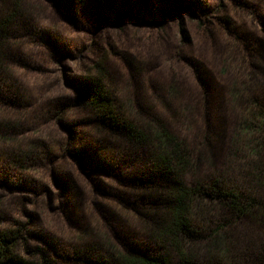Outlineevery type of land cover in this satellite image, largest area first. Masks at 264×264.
Returning <instances> with one entry per match:
<instances>
[{
    "label": "rangeland",
    "instance_id": "rangeland-1",
    "mask_svg": "<svg viewBox=\"0 0 264 264\" xmlns=\"http://www.w3.org/2000/svg\"><path fill=\"white\" fill-rule=\"evenodd\" d=\"M15 2L22 13L0 75V122L14 123L0 127V233L18 230L25 258L97 264L106 256L91 247L97 239L118 251L156 245L145 225L161 211L165 185L138 172L145 148L119 155L121 141L87 102L98 60L130 121L167 116L165 97L175 91L182 116L164 118L201 159L189 185L257 188L264 0Z\"/></svg>",
    "mask_w": 264,
    "mask_h": 264
},
{
    "label": "trees",
    "instance_id": "trees-1",
    "mask_svg": "<svg viewBox=\"0 0 264 264\" xmlns=\"http://www.w3.org/2000/svg\"><path fill=\"white\" fill-rule=\"evenodd\" d=\"M11 2L0 0V75L6 67L7 43L18 25L15 19L22 13L17 2ZM86 80L90 91L87 102L100 123L110 126L121 141L119 155L127 149L145 148L138 172L159 178L161 189L165 185L158 199L161 211L145 225V238L156 245H125L118 251L109 241L97 239L91 247L106 254L104 262L97 264H264V166L256 171L260 177L254 185L257 188L245 190L218 179L210 184L198 179L189 185L186 177L198 169L201 159L164 118L182 116V109L173 106L175 91L169 89L168 98L162 94L167 99V116L152 115L133 122L112 95L115 81L103 61L94 63ZM12 126V121L0 122L5 129ZM0 140L7 138L0 133ZM249 225L252 232L246 230ZM237 231L240 237H236ZM19 235L18 230L0 233V264H40L21 254Z\"/></svg>",
    "mask_w": 264,
    "mask_h": 264
}]
</instances>
